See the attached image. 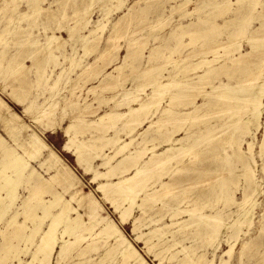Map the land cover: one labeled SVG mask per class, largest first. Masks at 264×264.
<instances>
[{
    "label": "bare ground",
    "instance_id": "6f19581e",
    "mask_svg": "<svg viewBox=\"0 0 264 264\" xmlns=\"http://www.w3.org/2000/svg\"><path fill=\"white\" fill-rule=\"evenodd\" d=\"M128 1L0 0V264H264V0Z\"/></svg>",
    "mask_w": 264,
    "mask_h": 264
},
{
    "label": "rangeland",
    "instance_id": "374dc122",
    "mask_svg": "<svg viewBox=\"0 0 264 264\" xmlns=\"http://www.w3.org/2000/svg\"><path fill=\"white\" fill-rule=\"evenodd\" d=\"M46 2H44V6L45 7H49L50 6V3L51 2H53V0L51 1V0H45ZM79 1H81L80 2V4H79V6H83V4H82V1L83 0H79ZM132 1V3H133V1L134 0H131ZM131 1L129 0L128 1V3H131ZM173 1V0H172ZM167 2V3H166ZM168 2H169V0H167V1H165V2H162V3H164V5L166 4V6L168 5L169 6V4H171V3H169L168 4ZM192 4V5H191ZM190 5H189V8L190 9H193L192 7H194L195 8V4H193V3H191ZM24 5V6H23ZM22 6L25 8V6H26V3L25 4H23ZM57 7V6H56ZM55 7V8H56ZM70 11V13L72 12V10L70 9L69 10ZM95 12V13H94ZM93 12V18H95V19H98V18H100L101 17V12L100 11H98V10H95ZM99 12V13H98ZM120 13H121V11L120 12H115L114 13V17L116 16H119L120 15ZM119 14V15H118ZM228 16H230V15H226V16H223V17H221V21H224V19H228ZM195 17V16H194ZM73 17H70V18H68L65 22H64V24H67V23H71V22H73V19H72ZM223 18V19H222ZM42 19H45L46 20V18H45V16H43V17H41V20ZM71 21V22H70ZM52 23H53V21H52ZM51 23V24H52ZM254 25H257V22L254 24ZM54 27V26H53ZM169 28V26H167L165 29L167 30ZM36 32H38L37 34H39V29H37L36 28V30H35ZM52 31V29H50L48 32H51ZM62 31V30H61ZM60 30H58V33L59 32H61ZM41 33V32H40ZM60 34H63V35H65L66 37H67V34H66V32H62V33H60ZM41 35H44V33L42 34L41 33ZM243 50L244 51H246L247 50V48H248V44H246V42H243ZM246 48V49H245ZM67 49H69V46H67ZM146 51H148V50H146ZM93 55H95V54H91L90 55V57L89 58H91V57H93ZM26 63H28V61H26ZM63 63L65 64V65H67L68 64V62L67 61H63ZM110 67H108V69H109ZM56 70H61V67L59 66V69H56ZM93 82V81H92ZM94 83V82H93ZM90 84H91V82H90ZM107 94H111L110 92H108ZM1 95H2V97L5 99V100H7L8 102H9V104H11V106L22 116V118L24 119V120H26V122L29 124V125H31V127L32 128H34V129H36V128H38V129H36V130H38V131H40L42 128H43V126H42V124L41 123H38V122H36V121H34L33 119H32V114H28V113H24L23 112V107L22 106H19V105H17V104H15V102L12 100V98L11 97H8V95L6 96L5 94H3V93H1ZM33 95V94H32ZM5 96V97H4ZM90 98H92V97H89V99ZM12 100V101H11ZM43 101L44 100V97H40L39 98V101ZM11 101V102H10ZM16 106V107H15ZM103 109H109V108H106V106H104L103 108H102V110ZM20 111V112H19ZM23 113V114H22ZM26 115V116H25ZM29 116V117H28ZM32 120H33V122H32ZM67 120V121H66ZM66 120L63 122L64 124H62V125H66L68 122H69V120H68V118H66ZM32 123V124H31ZM34 124V125H33ZM0 134L2 135V136H4V137H7V135H6V133H5V131L2 129V127H1V123H0ZM4 132V133H3ZM259 133H257L256 134V146H255V150H256V152H258L259 151V143L262 141V137H263V133H264V128L263 127H261L260 128V130L258 131ZM6 135V136H5ZM46 138H47V140H48V142H50L51 144H52V146L54 147V149L55 150H57V152H58V154H59V157L61 158V159H63V160H65L72 168H73V170H74V172H76V174L79 176V178L85 183V185H86V189H88V190H91V191H93V193H94V195L97 197V199H99L100 201H101V199H103L102 201H101V203L102 202H104V203H102V205L105 207H103V211H104V213L106 214L107 213V215H110V217L113 219V220H115L117 223H120V219L118 218L119 216H120V214L118 213V212H116L115 210H114V208L112 207V205H111V203H109V202H107V201H105L104 200V198H103V194H102V192L101 191H99V190H97V182H93V181H91L92 180V174H86L85 172H84V170L79 166V165H77V163H76V158H75V156H73L72 155V153H69V152H67V151H65L64 149H63V147H64V144H65V141H66V136H64V132L61 130V128L59 129V127L56 129V133H53L52 131H49V132H47L46 133ZM258 160H259V162H261L260 161V158H258ZM42 171H44V172H42L43 173V175L45 176V177H50V173L51 172H47L46 170H45V168L44 169H41ZM47 173V174H46ZM260 173V174H259ZM258 174L261 176V172H259ZM84 179V180H83ZM90 181V182H89ZM93 183V184H92ZM263 183V182H262ZM55 184H57V182H54V186H55ZM264 184V183H263ZM57 186V185H56ZM89 186H92V187H90L89 188ZM264 186V185H263ZM49 187V186H48ZM58 188V187H57ZM20 192L22 193V195L24 196H26L27 194H28V191L27 190H25V191H23V189H24V186H22V187H20ZM48 189H51V187H49ZM54 189V188H53ZM264 190V189H263ZM101 192V193H100ZM240 192V193H239ZM25 193V194H24ZM263 193H264V191H263ZM261 194L258 198H259V202H260V205L257 207V211H256V215H255V218H254V220H255V222H256V224L257 223H259V217H261V215H262V213L261 212H263V204H264V194ZM47 195V196H46ZM49 195V196H48ZM44 196H46V198H50V193L49 192H47ZM100 196V197H99ZM240 196V197H239ZM241 196H243V194H242V191L241 190H238L237 191V193H236V198H241ZM263 199V200H262ZM261 201L263 202V203H261ZM106 203V204H105ZM74 205H76V204H74ZM111 205V206H110ZM220 205H222L221 203H220ZM262 207V208H261ZM108 211V212H107ZM115 211V212H114ZM115 213V214H114ZM113 214V215H112ZM135 214L137 215L138 214V212L137 211H135ZM168 217V216H167ZM165 218V221H167V219L168 218ZM3 222H1L0 223V230L3 228V225H4V223L2 224ZM28 223H31V221H28ZM2 224V225H1ZM258 225V224H257ZM46 226V225H45ZM120 227H121V229H122V231L125 233V235L130 239L131 238V240H133V242H134V244L136 245V247L141 251V253L143 254V256L146 258V260L149 262V263H151V264H157V259L155 258V255H154V253L153 254H151V253H148L147 251H146V249L144 248L145 247V244H144V242H142V241H135L136 239H135V235H134V233H133V231H132V221L130 220L129 221V223H127V224H121L120 225ZM145 228L146 227H142V230L143 231H145ZM147 229V228H146ZM255 231H253V232H256L257 231V228L255 227V229H254ZM254 234V233H253ZM0 236H1V233H0ZM2 236L0 237V243L2 242ZM138 242V243H137ZM190 243V240L189 239H186L185 240V243ZM218 242V241H217ZM217 242L214 244V245H217ZM138 245V246H137ZM144 246V247H143ZM31 247V249H33L34 248V245H31L30 246ZM209 248H211V249H208V252H207V256H208V258H212V256H213V249H212V247H209ZM223 248V249H222ZM235 248L236 249H234V258H233V261L235 260H237L236 258H237V256H238V251H239V248H240V242H238V244H237V246H235ZM220 249H222V250H220ZM227 250L228 249V246L225 244V242H222L221 243V245H220V248L217 250V252H216V256H215V262L218 260V256L221 254V252L223 251V250ZM204 250L202 249V251L201 252H203ZM212 251V252H211ZM236 251V252H235ZM146 253V254H145ZM29 254V255H28ZM28 254H22L21 255V258H23V260H28L29 259V256H30V253L28 252ZM237 254V255H236ZM25 255V256H24ZM212 255V256H211ZM149 256V257H148ZM211 256V257H210ZM217 258V259H216ZM13 263H14V260L12 261ZM153 262V263H152Z\"/></svg>",
    "mask_w": 264,
    "mask_h": 264
}]
</instances>
